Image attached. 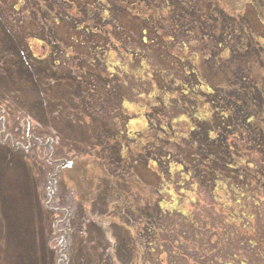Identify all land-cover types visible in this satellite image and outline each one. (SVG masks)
Instances as JSON below:
<instances>
[{
	"label": "rangeland",
	"instance_id": "374dc122",
	"mask_svg": "<svg viewBox=\"0 0 264 264\" xmlns=\"http://www.w3.org/2000/svg\"><path fill=\"white\" fill-rule=\"evenodd\" d=\"M100 1L102 11L97 0H0V264H159L139 241L147 239L141 220L156 223L162 215L150 188L167 170L158 157L168 142L154 137L148 121L174 120L177 133L189 135L169 149L189 145L190 167L212 155L215 172L230 159L227 124L215 125L217 138L208 133L215 115L206 112L215 101L198 95L189 122L179 120L187 110L175 104L176 91L199 87V75L225 93L226 121L249 134L242 155L264 152V0ZM223 11L250 32V41L242 35L230 46ZM176 22L199 40L202 56L191 58L169 41ZM243 42L248 47L241 52ZM125 45L165 73L149 80L141 58L129 59ZM97 49L106 53L97 58ZM123 105L133 108L132 122L116 115ZM125 128L130 136H121ZM165 158L176 163L173 155ZM206 179L209 186L212 176ZM260 204L264 226V192ZM185 224L183 238L174 237L184 259L197 252L184 238L202 229L193 220ZM210 231L213 252L233 250V234L218 238L210 229L194 247L204 248Z\"/></svg>",
	"mask_w": 264,
	"mask_h": 264
},
{
	"label": "trees",
	"instance_id": "16d2710c",
	"mask_svg": "<svg viewBox=\"0 0 264 264\" xmlns=\"http://www.w3.org/2000/svg\"><path fill=\"white\" fill-rule=\"evenodd\" d=\"M105 6L106 3L104 1L97 0L96 9L102 11ZM161 9V16L168 14V6H163ZM223 13L229 14L228 11H223ZM228 16L230 17V21L227 25L226 33L230 46L242 35L250 41V32L247 31V33L245 27L240 22H237L232 17V14ZM169 26L168 24L167 27ZM185 31L178 29L176 22L175 25L174 23L172 24V27L168 29L166 34H168L170 42H175L177 46L181 44L182 51L186 54L189 52L191 58L194 55L198 57L202 56L199 54L202 48L199 40L197 38L190 39L188 31L186 33ZM181 38L185 40L180 41ZM247 47L246 42L241 43V52L245 51ZM122 50L129 59L141 58V70L143 74H145V70L147 71L149 80H152L155 75L160 76V73H165L159 67L151 65L149 59L145 62L144 52L129 48L128 45L123 46ZM99 52L103 55L106 53L102 49H97L94 52L97 58ZM101 62L105 67L107 65L108 68L111 66L114 69L121 68L118 62H111L110 65L106 62ZM244 71L247 74V71ZM202 76L204 74L199 75L197 79L199 87H197L198 85H181L178 87L176 91L178 95L175 97L174 102H176V105L187 110L181 113L179 120H182L183 123L189 122L187 119L190 113L189 109H194L195 106H198V103L194 102L197 101L198 95L205 94L207 103L212 102L211 104H213V101H215V109L206 112L207 116L209 114L210 116L215 115V120L212 122L213 126L210 125L212 128L208 130V133L209 135L215 134L217 138L220 128L215 125L221 123L227 124L225 140L230 152L229 163L227 162L225 167H220L219 170L214 172L211 170L209 163L212 159L211 155L207 159H203V161L198 160L199 163L192 167L188 166L186 160L193 161L192 159H186L187 156L190 157V146L185 143L182 148H178V152L170 150L169 147L172 143L173 149L181 144L180 135H183L181 137L184 140L190 139L189 135L186 138L187 135L182 132L178 134V127L173 126L174 120L172 122L166 118L149 120L148 129L150 127L149 130L155 133L154 137L160 142L161 140H167L168 142L167 150L165 149V153L158 157V159H162L163 161L164 159L166 160L163 163V167L166 163L165 167L167 170L161 175L163 179L160 185L155 187L154 191L150 188L151 193L156 195L157 203L155 205H157V209L160 210L162 215L156 223L151 220H141L142 230L145 232L147 239L145 238L146 240L139 242L140 245L143 242L142 246L146 255L151 254L154 257L157 254L161 260H164L161 261L159 259V264H264V226L261 224L259 218L260 215H263L260 200L264 192V152L258 156L257 154H251V152H254L253 150H246V153L242 155L243 147H249L247 145L249 134L246 135L247 132L242 128L243 126H240L236 121L232 119L226 121L229 118V110L227 105L225 107V93L219 95L217 85H206L208 80ZM167 78L172 83L173 80L170 79L172 77L169 75ZM173 86L176 87V85ZM202 86L207 88L209 96L202 91ZM209 89L211 90L210 92ZM122 108L126 109L127 113L123 112ZM131 110L133 108L123 105L116 108L115 112L118 117L123 118L125 116L128 118V121H131ZM191 115L197 120L201 116V114L197 113ZM127 128L121 131V136H130V130ZM140 135L139 133L137 137ZM140 137L150 138L152 136L141 135ZM212 139H215V137ZM181 150L187 151L181 152ZM170 155L175 157L176 163L165 158V156ZM196 166L198 169L203 170V172H195L192 168L197 169ZM207 174L212 176L209 186L206 185V181H203L207 178ZM187 206L189 208L192 207L189 209ZM191 220L200 225L202 229L200 233L196 230H191L190 236L184 238L190 248L197 251L186 254L187 258L184 259L183 255L179 252L180 243L176 242L174 244V237L178 238L181 236L183 238L182 230L186 228L185 222ZM206 229L213 230L218 238L226 232L233 234V250H230L227 246V248L222 249V252H213L216 246L215 237L211 231V235L206 237L208 240L204 242V248L194 247V243L201 245L199 242H196V238L206 236ZM184 236H186V233ZM204 250L207 252L203 253Z\"/></svg>",
	"mask_w": 264,
	"mask_h": 264
},
{
	"label": "flooded vegetation",
	"instance_id": "af4514ba",
	"mask_svg": "<svg viewBox=\"0 0 264 264\" xmlns=\"http://www.w3.org/2000/svg\"><path fill=\"white\" fill-rule=\"evenodd\" d=\"M50 160H51V159H50ZM52 161H53V160H52ZM53 162H55V163H56V162H58V161H53Z\"/></svg>",
	"mask_w": 264,
	"mask_h": 264
}]
</instances>
